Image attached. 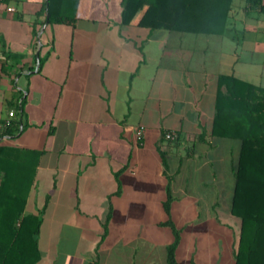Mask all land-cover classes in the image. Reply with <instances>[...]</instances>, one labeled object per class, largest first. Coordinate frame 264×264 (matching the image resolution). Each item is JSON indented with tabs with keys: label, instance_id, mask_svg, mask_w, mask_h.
I'll list each match as a JSON object with an SVG mask.
<instances>
[{
	"label": "crops",
	"instance_id": "crops-1",
	"mask_svg": "<svg viewBox=\"0 0 264 264\" xmlns=\"http://www.w3.org/2000/svg\"><path fill=\"white\" fill-rule=\"evenodd\" d=\"M145 8L0 0V118L20 120L0 143L30 150L34 264H168L169 220L179 264L233 263V143L209 132L219 74L264 86V13L204 34L139 25Z\"/></svg>",
	"mask_w": 264,
	"mask_h": 264
},
{
	"label": "trees",
	"instance_id": "trees-1",
	"mask_svg": "<svg viewBox=\"0 0 264 264\" xmlns=\"http://www.w3.org/2000/svg\"><path fill=\"white\" fill-rule=\"evenodd\" d=\"M145 5L138 24L149 28L221 34L226 29L233 0H122ZM248 10L264 13V0H245ZM51 15L49 14V18ZM209 135L232 141L233 180L230 213L237 219L232 264H264V86L233 74H219ZM20 120L12 119L0 138L14 133ZM206 132L197 135L205 141ZM0 143V264H34L40 254L36 235L40 218L23 214L33 165L30 150ZM169 198L165 203L168 212ZM174 242L168 264H179L175 248L179 232L169 220Z\"/></svg>",
	"mask_w": 264,
	"mask_h": 264
},
{
	"label": "rangeland",
	"instance_id": "rangeland-1",
	"mask_svg": "<svg viewBox=\"0 0 264 264\" xmlns=\"http://www.w3.org/2000/svg\"><path fill=\"white\" fill-rule=\"evenodd\" d=\"M245 0H233V4H232V12L234 15V17L236 18V20H239L240 18H242L245 14V10H244V6H245ZM231 18V17H230ZM233 20V17L231 18ZM232 35V34H231ZM238 36V34H236ZM233 37V36H232ZM233 184V180L231 179V185ZM230 221H231V248H233V242L235 240V236L237 233V219L233 216L230 217ZM196 264H207V262L205 261L204 258H201L200 261L195 262ZM181 264H189V262H181ZM210 264V263H209Z\"/></svg>",
	"mask_w": 264,
	"mask_h": 264
},
{
	"label": "built area",
	"instance_id": "built-area-1",
	"mask_svg": "<svg viewBox=\"0 0 264 264\" xmlns=\"http://www.w3.org/2000/svg\"><path fill=\"white\" fill-rule=\"evenodd\" d=\"M8 9L11 10L12 8H8ZM13 114H14V113H13V111L11 110V111H9L8 117L0 118V130L3 129V128H5L7 125L10 124V122H11V117H12ZM143 132H144V127H143V126H140V127L138 128V130H137V134H138V136H141V135L143 134ZM173 135H174V134H173L172 132H167V133L165 134V137H166V138H172Z\"/></svg>",
	"mask_w": 264,
	"mask_h": 264
}]
</instances>
